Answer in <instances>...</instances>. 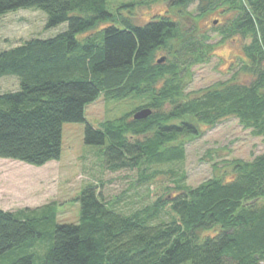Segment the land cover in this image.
<instances>
[{
	"label": "trees",
	"instance_id": "1",
	"mask_svg": "<svg viewBox=\"0 0 264 264\" xmlns=\"http://www.w3.org/2000/svg\"><path fill=\"white\" fill-rule=\"evenodd\" d=\"M169 2L180 19L157 15L140 25L112 13L108 0H0V16L34 8L47 13L46 28L68 24L54 37L0 51V77L19 80L18 89L0 93V157L35 166L59 160L64 123L86 121V106L102 93L138 95L145 99L136 111L153 110L144 119L130 112L99 128L87 124L86 143L105 146V166L114 172L138 169L147 180L150 166L185 158L184 139L229 117L264 145V0ZM197 2L194 16L187 10ZM218 9L234 14L214 27L222 41L249 42L231 79L187 98L185 77L210 61L215 46L201 20ZM233 169L230 181L178 184L180 193L129 216L93 183L77 199L78 222H57L53 203L0 208V264H264V152L233 160ZM161 209L171 221L151 224Z\"/></svg>",
	"mask_w": 264,
	"mask_h": 264
},
{
	"label": "rangeland",
	"instance_id": "2",
	"mask_svg": "<svg viewBox=\"0 0 264 264\" xmlns=\"http://www.w3.org/2000/svg\"><path fill=\"white\" fill-rule=\"evenodd\" d=\"M198 4H192L187 12L195 16ZM108 9L115 15L131 17L140 25L155 19L157 15L180 19L178 13L172 11L169 0H108ZM222 13L223 10L218 9L201 20L202 33L210 34V42L215 46L211 51L210 61L193 66L190 75L185 77L187 98L228 81L239 67L238 57L242 56L243 47L249 39L237 36L222 41L214 27L224 24L234 15L230 12ZM46 20L47 13L34 8L20 9L0 16V51L33 37H54L67 29V22L46 28ZM185 20L188 25L193 22L191 19ZM86 37L87 33L78 35L80 40ZM161 57L162 53H159L158 58ZM239 77L241 81H250L249 77L241 74ZM18 87L19 80L14 75L0 77V93L16 90ZM143 99L145 98L138 95L122 99L106 98L102 93L86 106V121L64 123L59 160L35 166L0 157V208L16 211L53 203L57 209V222H78L81 206L77 199L83 189L93 183L97 185L103 198L114 203L115 210L129 216L152 206L161 196L170 197L180 193L181 190L176 187L178 184L197 187L213 177L230 181L235 177L233 160L252 161L264 152L262 138L252 135L237 118L229 117L214 127L203 125L200 137L184 139L185 158L150 166L147 172L150 178L147 180H144L138 169L115 172L108 170L103 153L105 146L86 143V126L91 124L99 128L105 120L135 112L144 104ZM170 221L171 216L164 209L150 219L153 225ZM37 248L43 252L45 245Z\"/></svg>",
	"mask_w": 264,
	"mask_h": 264
},
{
	"label": "water",
	"instance_id": "3",
	"mask_svg": "<svg viewBox=\"0 0 264 264\" xmlns=\"http://www.w3.org/2000/svg\"><path fill=\"white\" fill-rule=\"evenodd\" d=\"M215 23H217V21H215ZM164 60H165V57H161L159 59V62L160 63L164 62ZM152 111L153 110L151 108H142V109H140L134 113L133 118L134 119H144V118L148 117L149 115H151Z\"/></svg>",
	"mask_w": 264,
	"mask_h": 264
}]
</instances>
